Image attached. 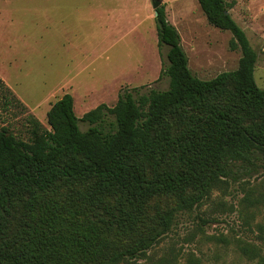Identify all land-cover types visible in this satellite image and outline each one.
<instances>
[{
	"label": "trees",
	"instance_id": "obj_1",
	"mask_svg": "<svg viewBox=\"0 0 264 264\" xmlns=\"http://www.w3.org/2000/svg\"><path fill=\"white\" fill-rule=\"evenodd\" d=\"M197 2L210 24L231 32L236 68L196 76L161 4L154 19L158 46H168L160 70L167 88L123 87L114 104L81 117L65 92L47 110V126L30 113L19 132L0 123V264H119L144 255L174 219V209L150 219V201L171 196L177 209H191L237 177L236 161L248 171L264 160L256 53L225 0ZM15 107L25 109L0 77V122ZM63 185L79 202L70 216L48 199ZM243 250L264 264V254Z\"/></svg>",
	"mask_w": 264,
	"mask_h": 264
},
{
	"label": "rangeland",
	"instance_id": "obj_2",
	"mask_svg": "<svg viewBox=\"0 0 264 264\" xmlns=\"http://www.w3.org/2000/svg\"><path fill=\"white\" fill-rule=\"evenodd\" d=\"M153 1L0 0V77L25 105L21 112L3 111L0 123L19 132L22 115L30 113L47 126V110L65 92L81 117L99 103L114 104L123 87L167 88L160 70L168 46H158ZM158 1L196 76L209 79L236 68L241 51L229 47L231 32L210 24L197 0ZM225 1L256 53L253 77L264 88V0ZM86 126L79 122L80 129ZM254 162L244 171L236 161L231 168L237 177L191 209H177L171 196L150 201L154 221L174 209L170 229L144 255L119 264H257L258 257L243 250L264 254V160ZM68 187L48 195L64 216L72 214L69 206L79 205Z\"/></svg>",
	"mask_w": 264,
	"mask_h": 264
},
{
	"label": "water",
	"instance_id": "obj_3",
	"mask_svg": "<svg viewBox=\"0 0 264 264\" xmlns=\"http://www.w3.org/2000/svg\"><path fill=\"white\" fill-rule=\"evenodd\" d=\"M158 5H159V1L158 0L153 1L152 7L154 9V16L157 14V7H158ZM225 12L227 13L228 10H225Z\"/></svg>",
	"mask_w": 264,
	"mask_h": 264
}]
</instances>
